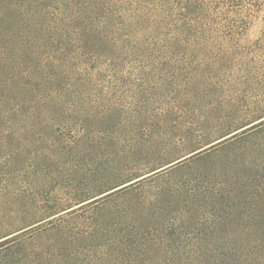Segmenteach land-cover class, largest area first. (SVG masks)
<instances>
[{"label":"rangeland","instance_id":"1","mask_svg":"<svg viewBox=\"0 0 264 264\" xmlns=\"http://www.w3.org/2000/svg\"><path fill=\"white\" fill-rule=\"evenodd\" d=\"M149 1L160 5L156 14L139 9L159 28H136L138 42L119 58L78 63L63 111L0 127V238L89 202L83 219L104 216L123 200L152 209L148 254L264 237L256 230L264 227V0ZM183 137L189 143L163 155L165 167L100 202L124 187L102 194L108 171L127 172L141 149ZM163 239L180 240L179 249L155 246Z\"/></svg>","mask_w":264,"mask_h":264},{"label":"trees","instance_id":"2","mask_svg":"<svg viewBox=\"0 0 264 264\" xmlns=\"http://www.w3.org/2000/svg\"><path fill=\"white\" fill-rule=\"evenodd\" d=\"M141 3L155 14L160 9L149 0H0V127L41 123L44 114L63 111L66 106L61 98L70 92V80L80 72L78 63L86 67L91 60L119 58L120 49L138 42L136 28L151 23L156 31L160 19L143 14ZM81 72L86 71L83 68ZM189 141L183 137L161 149H141L140 156L123 167L127 172L114 175L108 171L103 179L108 186L102 194L124 187L100 202L153 176L144 177L165 167L160 162L162 156ZM191 186L193 198L199 192L196 185ZM86 201L75 199L78 205ZM89 204L93 203L0 238V264H264V237L223 244L163 239L155 246L177 250L180 243L176 241H180L185 251L154 255L141 252L154 247L152 209L145 208L146 203L118 201L106 215L83 219L81 214ZM192 205L188 204L189 212L194 211ZM256 230L264 232V227ZM43 237L50 240L42 244ZM212 246H227L233 252L189 251Z\"/></svg>","mask_w":264,"mask_h":264},{"label":"water","instance_id":"3","mask_svg":"<svg viewBox=\"0 0 264 264\" xmlns=\"http://www.w3.org/2000/svg\"><path fill=\"white\" fill-rule=\"evenodd\" d=\"M219 142H221V140L220 141H218L217 143H219ZM204 149H201V150H199V151H197V152H195V153H193V154H191V155H189L188 157H191V156H193V155H195V154H197V153H199V152H201V151H203ZM188 157H185L184 159H187ZM174 164H170L169 166H173ZM168 166V167H169ZM156 172H154V173H152V174H155ZM151 174V175H152Z\"/></svg>","mask_w":264,"mask_h":264}]
</instances>
